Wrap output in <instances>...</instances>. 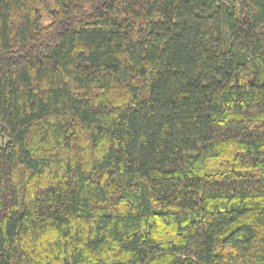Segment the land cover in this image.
<instances>
[{
	"label": "trees",
	"instance_id": "obj_1",
	"mask_svg": "<svg viewBox=\"0 0 264 264\" xmlns=\"http://www.w3.org/2000/svg\"><path fill=\"white\" fill-rule=\"evenodd\" d=\"M0 264H264V0H0Z\"/></svg>",
	"mask_w": 264,
	"mask_h": 264
}]
</instances>
